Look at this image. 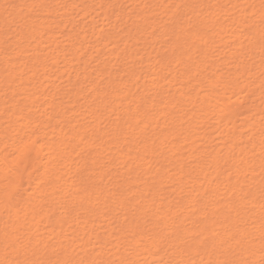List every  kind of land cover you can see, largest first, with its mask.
I'll return each mask as SVG.
<instances>
[{"label":"bare ground","instance_id":"bare-ground-1","mask_svg":"<svg viewBox=\"0 0 264 264\" xmlns=\"http://www.w3.org/2000/svg\"><path fill=\"white\" fill-rule=\"evenodd\" d=\"M0 264H264V0H0Z\"/></svg>","mask_w":264,"mask_h":264}]
</instances>
